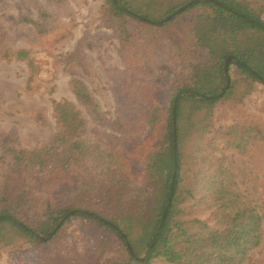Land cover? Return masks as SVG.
I'll list each match as a JSON object with an SVG mask.
<instances>
[{
  "label": "trees",
  "instance_id": "trees-1",
  "mask_svg": "<svg viewBox=\"0 0 264 264\" xmlns=\"http://www.w3.org/2000/svg\"><path fill=\"white\" fill-rule=\"evenodd\" d=\"M31 1L40 19L25 17L24 21L41 32L52 15L47 5L57 0ZM133 1L104 0L103 12L120 40L126 73L132 76L126 81L128 95L120 102L122 114L115 117V123L130 125L129 132L142 127L150 130L147 145L135 147L138 165L123 157L118 141L87 137L86 122L71 101L52 100L56 123L52 137L30 150H12L11 168L0 181V249L10 243L9 231H14L12 237L50 240L62 219L77 217L93 220L114 233L136 264H151L155 258L168 264H254L258 261L254 255L264 247V184L260 186L263 192L255 198L238 191L222 159L216 158V168L204 169L197 157L200 132L196 143L185 149L182 130H177L176 124L185 97H199L195 102L209 107L230 94L232 85L225 87L229 68L223 66L228 55L234 57L242 74L264 84V49L255 55V49L239 44L221 49L213 46L243 31L264 35L260 16L264 1L257 6L249 0L167 4L150 0L146 13L132 7ZM204 6L211 12L194 16L191 39L182 41L174 52V57L183 61L179 73L185 77L171 79V97L162 105L153 93L154 85L141 78L151 72L152 60V44L144 37L164 15L178 8L179 13H188ZM129 18L145 25L130 30ZM207 55L214 56V62L208 64L211 69L201 62ZM70 83L73 94L94 119L105 122L86 85L77 79ZM155 135L157 143L152 140ZM165 137L170 143V166L157 172L154 165L164 154ZM191 159L194 167L188 164ZM199 205L208 211V219L194 213ZM140 251L144 256L138 258ZM84 263L88 264L82 260L75 263L65 255L53 264Z\"/></svg>",
  "mask_w": 264,
  "mask_h": 264
},
{
  "label": "rangeland",
  "instance_id": "rangeland-1",
  "mask_svg": "<svg viewBox=\"0 0 264 264\" xmlns=\"http://www.w3.org/2000/svg\"><path fill=\"white\" fill-rule=\"evenodd\" d=\"M153 1L167 4L183 0ZM249 1L257 2L258 6L264 0ZM148 2L151 1L134 0L132 7L146 13ZM103 3L104 0L53 1L47 5L52 15L38 32L24 21L25 17L40 19L31 0H0V181L11 168L12 150H30L52 137L56 130L52 100L71 101L86 122L83 128L87 137L118 141V151L138 165L135 147L147 145L150 130L142 127L129 132L130 125L115 123V117L122 114L120 102L128 95L124 89L126 81L132 76L126 73L120 40L106 21ZM180 9L157 20L150 27L151 34L144 37L145 42L152 44V60L151 72L141 78L154 85L153 93L162 105L171 97L168 84L171 79L185 77L179 73L181 57H174L177 46L193 35L190 22L194 16L211 12L205 6L188 13H179ZM260 16L264 19V11ZM127 24L130 30L145 25L133 18ZM234 44L253 48L256 55L264 49V35L243 31L226 37L224 43L218 40L213 46L232 48ZM200 52L205 53L204 49ZM201 62L211 69L214 56L207 55ZM223 66L229 68L225 87L232 85L230 94L209 107L195 102L199 97H185L176 127L182 130L185 149L196 143L195 137L200 132L197 157L204 169L216 168V158L222 159L223 168L231 174L238 191L258 198L264 184V84L242 74L232 55L224 58ZM72 79L86 85L105 122L95 120L78 101L71 90ZM120 120L124 122V117ZM152 140L157 143L159 137L155 135ZM243 145L245 148L240 147ZM163 148L162 158L154 165L157 172L170 166L168 137L163 139ZM194 163L191 159L188 164L194 167ZM194 213L208 219L209 213L202 205ZM62 222L50 240L41 236H37L38 241L23 235L12 237L14 231H9L10 243L0 249V264H53L65 255L75 263L82 260L88 264H136L129 258L123 242L99 223L77 217ZM143 256L144 251H140L138 258ZM254 258H258L254 264H264V247ZM151 264L168 263L155 258Z\"/></svg>",
  "mask_w": 264,
  "mask_h": 264
},
{
  "label": "water",
  "instance_id": "water-1",
  "mask_svg": "<svg viewBox=\"0 0 264 264\" xmlns=\"http://www.w3.org/2000/svg\"><path fill=\"white\" fill-rule=\"evenodd\" d=\"M168 18H171V15L170 16H168ZM60 226V223L58 224V227ZM123 236H124V234H123ZM127 246H129V245H127Z\"/></svg>",
  "mask_w": 264,
  "mask_h": 264
}]
</instances>
